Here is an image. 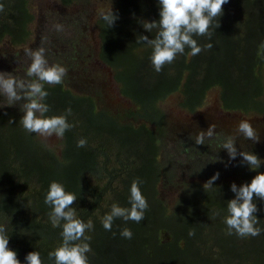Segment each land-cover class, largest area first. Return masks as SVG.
I'll use <instances>...</instances> for the list:
<instances>
[{"label": "trees", "instance_id": "trees-1", "mask_svg": "<svg viewBox=\"0 0 264 264\" xmlns=\"http://www.w3.org/2000/svg\"><path fill=\"white\" fill-rule=\"evenodd\" d=\"M85 1L56 3L62 8ZM106 1L105 11L111 8L118 19L109 28L97 15V59L111 69L129 106L103 109L95 95L72 93L65 76L60 84L45 85L46 116L65 115L71 108L67 122L72 127L63 138L54 136L52 144L23 129L22 112L0 108V223L7 226L9 249L20 264L33 251L43 264H54L48 254L62 243V227H53L44 200L55 181L76 195L72 207L77 218L93 224L85 232L91 248L88 264H264V231L257 237L227 235V202L235 198L231 185L215 181L209 190L194 181L183 183L171 210L157 198L159 181L172 175L159 161L166 133L160 103L175 96L180 109L195 113L206 105L208 93L217 91L221 111L264 117V0H229L208 34L193 36L202 51L188 56L186 48L160 72L151 64L152 49L139 42L141 35H156L142 23L159 20L158 0ZM29 2L0 0V44L32 43L35 15ZM26 72L24 68V79ZM81 139L87 143L77 147ZM234 166L240 168L235 169L238 187L264 173V164L257 171L241 161ZM136 179L148 203L144 219L115 218L111 231L105 230L102 218L113 204L131 207L130 187ZM253 202L256 227L264 230V201L254 197ZM124 228L131 230V239L120 235Z\"/></svg>", "mask_w": 264, "mask_h": 264}, {"label": "clouds", "instance_id": "clouds-1", "mask_svg": "<svg viewBox=\"0 0 264 264\" xmlns=\"http://www.w3.org/2000/svg\"><path fill=\"white\" fill-rule=\"evenodd\" d=\"M228 2L229 0H158L159 20L142 23L146 32L156 30L155 37L149 39L148 36H139V42L152 49L150 60L155 71L160 72L165 64H171L178 54L185 53L186 48L190 49L188 56L199 54L202 49L193 36L207 35L213 20L222 16L223 6ZM3 10L4 5L0 4V12ZM101 19L111 28L118 16L114 15L110 8L101 12ZM205 47L211 49L212 45L208 44ZM261 47L264 48V44H261ZM25 55L30 61L26 72L27 78L18 79L10 73L0 72V96L6 99L9 107L24 101L20 106L23 116L19 124L26 132L45 138L52 136L63 138L65 132L72 127L67 122L71 108L66 109L65 115L46 116L49 106L44 101L48 96L45 85L60 84L66 70L59 65H49L44 48L27 49ZM109 70L112 73L110 68ZM214 130L215 126L210 125L206 132H199L195 135V143L202 145L206 139L214 138ZM236 133L244 139L259 142V136L246 120L239 121ZM235 140V137H227L220 142L219 147L227 151L231 160H235L239 155L242 157V164H246L251 171H257L264 164V160L253 153L245 151L238 153ZM86 143V140L81 139L77 142V147H84ZM219 175L218 172L214 174L203 188L212 190ZM139 184V179L131 183L130 208L113 204L110 212L103 216L102 225L105 230L111 231L115 218L136 223L144 219L148 203L140 191ZM230 190L235 198L227 202V215L224 217L227 235L235 234L240 238L259 236L264 230L256 227L259 220L254 214L258 208L253 200L255 197L264 201V173L258 172L250 183H244L239 187L233 183ZM76 200V195L66 192L62 184L55 181L50 183L44 203L51 208L48 216L53 227H62L60 233L62 243L48 254L49 260L54 261V264H88L87 254L91 252V248L89 243L85 242L89 239L85 232L91 230L93 224L91 221L85 223L77 218L76 210L72 207ZM120 235L131 239L133 234L130 229L124 228ZM189 235L192 236L194 233L190 232ZM8 245L7 226L0 223V264H20L17 253L10 250ZM25 264H43L39 252L28 253Z\"/></svg>", "mask_w": 264, "mask_h": 264}, {"label": "rangeland", "instance_id": "rangeland-1", "mask_svg": "<svg viewBox=\"0 0 264 264\" xmlns=\"http://www.w3.org/2000/svg\"><path fill=\"white\" fill-rule=\"evenodd\" d=\"M106 4V0H88L61 8L56 0H30L29 7L31 13L35 15L34 23L30 25V29L34 33L32 43L15 47L6 41L2 42L0 44V72L10 73L18 79H24L23 70L27 69L30 63L25 51L27 49H45V45L47 47L45 50L46 60L49 65H59L65 68V77L70 82L64 84L72 93L85 92L95 95L98 106L103 109L114 111L122 106H129L128 102L120 96L118 86L112 79V73L110 74L103 65H100L98 59H90L85 63L93 69L94 65L99 66V69L93 71H85L79 64L82 59L79 54H86L81 47L93 44L89 35L86 14L91 19L97 14V9L99 8L100 11L102 7L107 6ZM93 45L97 49V43ZM76 55L78 56L77 69L81 80H77L78 74L74 71ZM91 55L93 56V54ZM7 56L10 58L7 59ZM216 95L217 91L209 92L206 105L195 113H187L180 109L175 96L169 97L159 105L166 122L165 139L161 145L159 161L161 167L168 168L172 175L169 179L162 177V180L159 181L157 198L165 202L169 210L172 209L174 200L181 196L183 188L180 186L183 183L194 181L204 185L218 172L220 175L216 181L229 185L235 183L238 187L239 178L235 169L240 168L234 165L240 163L242 157L237 155L235 160H231L227 151L219 147L220 142L225 138L235 137V147L238 153L240 151L253 153L259 159L264 160V117L255 118L251 115L225 113L221 111ZM22 103L23 101L17 102L10 108L21 112ZM4 106L9 107L6 99L0 96V108ZM241 120L251 123L259 136V142L244 139L236 133V126ZM210 125L215 126V136L210 142L212 147L203 150L205 145L199 147L195 143V135L201 131L206 132ZM42 140L51 144L56 141L54 136L42 137Z\"/></svg>", "mask_w": 264, "mask_h": 264}, {"label": "flooded vegetation", "instance_id": "flooded-vegetation-1", "mask_svg": "<svg viewBox=\"0 0 264 264\" xmlns=\"http://www.w3.org/2000/svg\"><path fill=\"white\" fill-rule=\"evenodd\" d=\"M85 2H87V1H85ZM107 7V6H106ZM106 7H102L101 8V10L99 11V8L97 9V14L96 15H94V16H92L91 17V19L89 18V15L88 14H86V19H88V22H87V26H89L88 27V29H89V35H90V38L92 39V41H93V44H96L97 43V49H96V47H95V45H93V44H91V46H88V45H83L81 48H82V50L86 53V54H79V57H81L82 59H81V61H80V65H82L83 66V69L86 71V70H89V71H93L94 69H99V66L98 65H94L93 67H94V69L90 66V65H87V64H85L87 61H90V59H92V60H96L97 59V52H98V47H99V38H98V35H97V31L95 30V26H94V23L96 22V20H97V15H99V14H101V12H104L105 11V8ZM59 11V10H58ZM92 28V29H91ZM96 49V51L94 52V53H92L94 50ZM13 54H15L14 52H12ZM12 54V55H13ZM91 54H93V56L91 55ZM11 55V56H12ZM77 55L74 57V60H75V62H74V66H75V69H74V71L75 72H77V76L76 77H78L77 78V80H81V78H80V75H79V71H78V69H77V65H78V59H77ZM10 58V56L8 57L7 56V59H9ZM70 59L72 58V57H69ZM99 62H100V65H103V67L107 70V67L102 63V61L101 60H99ZM23 74V73H22ZM69 83V82H68ZM225 113H229V112H225ZM232 114H235V113H232ZM218 127H221V126H218ZM220 129V128H219ZM221 130V129H220ZM181 137H187L186 135H180ZM211 139H206L205 141H204V143L202 144L203 145V147H204V145H205V147H204V149L203 150H208V149H210L212 146H211ZM202 145H199V147L200 146H202Z\"/></svg>", "mask_w": 264, "mask_h": 264}, {"label": "water", "instance_id": "water-1", "mask_svg": "<svg viewBox=\"0 0 264 264\" xmlns=\"http://www.w3.org/2000/svg\"><path fill=\"white\" fill-rule=\"evenodd\" d=\"M107 71L110 73V70H109V68H107ZM111 74V73H110ZM255 118H262V117H255Z\"/></svg>", "mask_w": 264, "mask_h": 264}]
</instances>
